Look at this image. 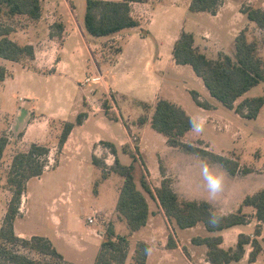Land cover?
Listing matches in <instances>:
<instances>
[{
	"label": "crops",
	"instance_id": "1",
	"mask_svg": "<svg viewBox=\"0 0 264 264\" xmlns=\"http://www.w3.org/2000/svg\"><path fill=\"white\" fill-rule=\"evenodd\" d=\"M190 2L191 0H188L182 5L179 0L133 1L131 2V15L139 20V25L125 28L102 38L90 34L85 27L86 9L81 15V8L86 5V0H42V16L29 27L18 28L10 35L13 40L21 44H32L35 57L26 61H12L0 56V64L4 65L8 71L6 78L0 82V119L10 120L9 130L13 133L23 131L24 140L31 137V140L35 142H43L46 138L47 141H50V138H54V143H56L62 132V124L72 121L71 119H75L79 113H86L83 122L76 124L71 130L59 152L57 163L53 167L45 169L42 175L31 178L25 192L27 195L30 182L33 179L44 183L48 180L51 188L57 187L60 191L61 195L55 201L53 209L55 212L53 214L56 226L55 235L41 236L48 237L57 250L69 261L84 264L90 255L88 252L91 247L100 249L103 236L99 234L105 231L103 220L99 221L102 217L105 218L104 221L111 222L116 230L115 219L119 217L116 207L123 180L113 194H108L105 197L101 196L98 187L100 182L104 184L114 173L109 171V168L114 164L116 157L122 162V151L130 155L131 133L134 132V126L122 121L123 133L118 132L113 121L118 122L122 119L109 117L103 107L93 110L91 99L98 100L99 95L104 94L107 97L111 93L120 114H122L123 100L133 106H143V102L149 105L148 108L145 107L149 110L148 120L144 123L139 121L142 128H140L141 131H136L139 134L138 147L143 151L144 157L147 155L144 127L148 125L152 127L150 119L154 106L160 98L177 103L192 118L196 119L182 97L185 90L188 92L197 91L199 98L210 105V107H204L198 104L200 114H202L201 119L206 121L217 115L216 111L219 105L212 100L213 96L210 92L208 94L205 90L207 87L202 78L189 72L190 64L177 63L173 50L180 34L187 31L194 34L195 46L207 56L208 53H214L217 50L219 54L227 53L221 40L217 38L218 34L215 30L193 19L196 13L208 12L210 19H213L210 22L220 26L222 13L228 7L232 8L233 6H231V1L223 0L217 13L213 14L209 11H192ZM248 5L260 6L264 9V1ZM241 15L247 14L240 8L238 16ZM256 33H264V28L259 27ZM110 44H118L119 47L113 51L109 47ZM263 46L264 42H260L259 52ZM184 75H189L199 83L200 89L191 87L189 81L184 79ZM29 76L38 77L43 81L46 93L44 103L37 100L40 90L34 86L26 85V78ZM87 76L93 79L84 83ZM243 99L245 98L242 95L236 103ZM138 116L140 117V113ZM225 129L229 130L230 125ZM191 131L192 129L185 134L183 141L191 144L194 149L168 145L178 149L177 151L181 150L179 152L185 157L192 158H184L172 163L167 162L168 169L165 174L150 167L145 157L146 162L144 163H146L152 179V181L148 180L151 188L154 191L161 186L165 178H171L173 187L181 199L209 201V193L204 186L200 171L201 164L207 161L210 166L225 176L224 190L211 204L217 210L222 209L223 214L242 209L244 213L248 214L249 220L247 223L237 224L219 231H209L206 228L207 235L194 234L184 237L175 230L176 246L172 248L166 247L165 242L159 246L151 240L148 242L150 249L147 264H160V262L163 264L166 261L165 253L171 250L180 253L188 264H214L207 258V245L196 244L193 242V238L221 235L223 237L221 246L228 249L236 246L241 233L250 236L251 240L258 238L261 241L262 251L257 259L250 264H264V223H261L257 218L254 206L243 205V200L247 195L254 194L264 187V173L255 168L256 164L240 161L239 155L234 158L230 152L214 153L210 144L202 137H189ZM200 140L204 145L198 142ZM104 142L113 143L116 147V154ZM213 154L236 160L239 163L237 172L231 173L222 162L213 157ZM101 155H104V159L106 158L108 165L106 168L98 166L94 162V157L101 160ZM245 169L248 171H244ZM169 171L175 173V175L172 174L174 178L169 175ZM61 182H66L68 188H60ZM139 187L141 188V186ZM146 196L151 214L144 227L148 226L150 221L157 218L158 215H164L169 219L157 197H152L148 193ZM23 200L25 201V199ZM87 202H93V204L86 206ZM60 210H62L60 214H64L65 219L56 213ZM85 211L87 214H84ZM95 211L100 213L101 218L90 224L87 218ZM200 223L203 222H198L195 226L187 228L196 227L197 230L199 228L203 230ZM259 224H261V233L257 235L255 230ZM251 225H253L252 231H245L244 226ZM204 227H206L205 224ZM20 234L40 235L25 232ZM252 249L253 244L250 241L246 244L244 257L231 264H247Z\"/></svg>",
	"mask_w": 264,
	"mask_h": 264
},
{
	"label": "trees",
	"instance_id": "2",
	"mask_svg": "<svg viewBox=\"0 0 264 264\" xmlns=\"http://www.w3.org/2000/svg\"><path fill=\"white\" fill-rule=\"evenodd\" d=\"M138 0H86L84 23L87 31L95 36H107L117 33L125 28L136 27L139 20L131 15V2ZM222 1V0H221ZM220 0H191L192 11H209L216 14ZM241 11L246 13L250 20L255 21L259 27L264 28V9L256 5L243 6ZM42 0H0V56L12 61H26L35 57L32 44H21L13 40L10 35L18 28H27L42 16ZM260 41L257 38L249 40L246 30L237 37L234 56L221 53L219 58L208 57L195 46L194 34L183 31L177 39L173 54L179 64H190L195 73L200 76L210 94L221 101L225 106L234 109L243 117L256 118L264 105V96L245 98L236 103L237 99L244 95L252 87L264 83V56L259 52ZM8 74L7 68L0 64V82ZM194 100L200 106L210 107L208 103L199 98L197 91H192ZM107 109L110 106L104 103ZM143 106L149 105L143 102ZM107 114L111 118L116 116ZM86 113H79L76 121L63 123L59 137V151L66 142L71 130L76 124H81ZM142 123L148 120V115H142ZM193 119L177 103L160 98L155 106L150 119L151 126L167 138L171 146H180L186 149H194L191 144L183 141L185 134L191 130L190 120ZM9 137L0 134V161L3 159ZM115 154L116 147L111 142H104ZM51 148L48 145L34 142L27 150L17 151L11 160L7 175V183L12 193L5 213L3 224L0 228V257L8 260L10 264H78L64 258L52 241L41 235H33L30 238L19 236L14 229V223L19 216L22 197L27 191L28 181L44 173L49 163ZM133 157L130 164L122 163L117 157L109 171L123 177L120 194L117 201V211L127 222L131 231H137L144 227L149 220L151 211L146 196L157 197L165 214L170 219H175L178 226L187 228L203 222L209 231H219L225 228L247 223L248 214L242 209L229 214H223L219 222H208L210 205L206 200L181 199L173 187L172 180L165 178L160 187L154 191L146 176L140 178V184L135 177L136 157L134 152L129 151ZM213 157L225 165L231 172L236 173L239 163L226 156L215 155ZM98 166H105L104 161L94 157ZM244 171H248L245 169ZM107 172H104L106 176ZM146 192V193H145ZM243 205H252L256 208V216L264 223V187L258 192L247 195ZM256 234L261 233V224L256 227ZM221 235L196 236L193 242L205 244L208 247L207 258L214 264H231L240 261L246 253V244L250 241L253 249L250 252L247 264L255 261L262 251V243L258 238L251 240L250 236L241 233L236 246L228 249L223 248ZM20 243L33 252L42 255L32 257L20 252L10 244ZM168 247H175L176 242L169 236ZM129 240L126 235L117 233L111 223L102 240L99 252L94 264H125L128 257ZM150 244L141 241L135 250V264H147Z\"/></svg>",
	"mask_w": 264,
	"mask_h": 264
},
{
	"label": "rangeland",
	"instance_id": "3",
	"mask_svg": "<svg viewBox=\"0 0 264 264\" xmlns=\"http://www.w3.org/2000/svg\"><path fill=\"white\" fill-rule=\"evenodd\" d=\"M188 0H179V2L184 5ZM221 1V0H220ZM230 3L233 6L232 8L228 7L223 13L221 18L220 26H216L210 22L213 21V19H210V15L208 12L205 13H196L194 15V21L202 22L203 24L212 27L215 32L218 34L216 35L217 38L221 40V43L223 44L224 49L226 50L227 54H230L234 56L235 54V43H236V37L239 33H241L243 30H246L247 38L249 40H252L254 38H257L260 42H264V33L257 34V30L259 29L258 24L255 21L250 20V18L247 15H241L238 16L240 8L243 6H248V4H252L253 2H262L264 0H252V1H246V0H229ZM223 0L221 1V3ZM230 6V5H229ZM236 7V10H235ZM86 5L84 8H81V15H83V10L85 11ZM189 12V11H188ZM102 38H106V36H100ZM109 47L113 49V51L118 49V44H110ZM262 56H264V46L260 52ZM208 56L210 58L217 59L219 58L220 54L219 51H215L214 53H208ZM189 67V72L193 73L194 76H197L195 71L192 69L191 66ZM184 79L189 81V84L191 87H194L195 89H200L199 83L194 81L189 75H184ZM26 85H31L36 87L38 90H40V95L37 96V100L40 103H44L46 99V93L45 88L43 87V81L39 79L38 77L32 78L27 77L26 78ZM28 83V84H27ZM207 93L209 92L208 89H205ZM99 93H101L99 91ZM209 94V93H208ZM264 96V83H260L254 87H252L250 90H248L244 95L243 98H249L254 96ZM210 96V95H209ZM212 100L217 103L218 110L216 111V116H213L211 119L214 120H206L204 121V130L202 133H196L194 130H192L189 133V137H202L205 139L207 143L210 144L212 149L214 150V153H221L226 152L234 158L238 157L240 158V161H244L248 164H256L259 167H255L258 171L264 173V106L262 107L259 115L256 118H247L242 117L238 115L234 110L226 107L221 101L216 99L215 97H211ZM183 101H185V104L187 105V108L189 111L195 115L196 120L201 119L200 111H199V105L195 102L192 92H188L185 90V94L182 97ZM99 100L102 103L103 110L107 113V111L116 116L119 119L118 122L113 121L116 130L118 132L123 133V127L121 125V121L125 122L126 124L130 126H134L133 130L134 132L131 133V140L132 144L129 145L132 152H134L136 161L135 164V177L137 182L140 184V178L144 174L146 176L147 181H152L147 165L145 161L148 162L150 167H154L159 171L160 173L165 174L168 169L167 162L172 163L174 161H180L184 158H192V157H185L181 152V150L177 151L178 149H174L173 147H169L166 137L154 130L150 125L144 127V141L145 144H147L146 147V153L147 155L144 157V154L142 150L138 147V141H139V134L136 133V131L140 130L142 128L141 125H139V121L142 115H148L149 110H147L144 106L140 105H130L129 102L123 100V103L121 104V113H119L116 109H110L111 108V101L109 100V97H105L104 94L99 95ZM122 102V99H120ZM126 102V103H124ZM240 102V101H238ZM104 103H107L109 109L106 108ZM207 103V102H206ZM140 113V117L138 116ZM77 117L74 119H71L72 121H76ZM228 124V125H227ZM230 125V129L226 130L225 127ZM63 127V124H62ZM10 128V120L9 119H0V134L4 133L9 137V144L7 145L6 152L3 156V159L0 161V228L3 224V219L5 216V213L7 211L8 203L11 198V191L9 188V185L7 183V175L8 170L10 167V163L12 160L13 155L19 151L20 149L27 150L32 143L35 141L31 140V137L28 139H23V131L18 133H13ZM141 131V130H140ZM134 135L137 136L136 139H134ZM59 137L57 138L56 143H54V138H50V141H44L43 142H37L41 144L48 145L51 148V154L49 156V163L46 166V169L53 167L57 163V159L59 158ZM40 140V139H39ZM32 141V142H31ZM203 144V141H198ZM196 142V143H198ZM54 143V144H53ZM27 147V148H26ZM145 149V147H144ZM145 153V152H144ZM122 162L126 164H130L133 162V158L129 154L121 152ZM164 159H163V158ZM105 160L104 164L105 166H108L106 163V158L104 159V155H101V160ZM246 165V164H244ZM253 167L255 165H252ZM104 167V166H103ZM106 168V167H104ZM106 172V170H105ZM170 176L172 174L175 175L174 172L169 171ZM174 178V176L172 175ZM139 179V181H138ZM171 179V178H170ZM123 177L119 174L113 173L111 174V177L108 178L107 181L104 182V184H101L98 187V190L101 191V196L105 197L108 194H113L115 192V189H118V186L122 182ZM172 180V179H171ZM50 182L48 180L40 181L38 179H33L30 182L29 189L27 192V195L24 193L22 197V203L20 205L19 210V217L16 219V222L14 223V229L15 232L21 236V237H28L30 238L32 235H21V232L25 233H35L40 235H55L56 226L54 224V218L53 212L54 209V203L56 200H58V197L61 195L60 191H58L57 187L51 188ZM45 186V188H44ZM60 188L67 189V183L61 182L59 184ZM142 188V186H141ZM26 195V196H25ZM56 198V199H54ZM25 199V201L23 200ZM93 202H87L86 206L92 205ZM58 215H61L63 219H65L64 214L62 213V210L60 212H56ZM84 214H87L85 211ZM101 218V216H98ZM116 218V217H115ZM119 218V219H118ZM116 220V230L118 233L122 235H126L129 240V248H128V257L126 259L125 264H135L134 256H135V250L138 246V243L141 241L149 242L153 240L156 244H159L161 246L163 242L166 243V247H168V239L169 236H172L174 238V234H176L175 230H177V233L186 236H191L194 234L199 235H207L208 230L206 227H204L203 223H200V226H203V230L199 228H181L178 226L176 221L173 219L166 218L164 215L157 216V218H154L150 221V224L146 227H143L140 231H135L134 233L130 230V228L127 225V222L124 218H122L120 215ZM105 224V231L103 236V240L106 236V231L111 224L109 221H104L105 218L102 217L101 220ZM253 225L251 226H244L245 231H252ZM154 229V230H153ZM1 242V239H0ZM62 243V242H61ZM10 244V243H9ZM10 246H14L15 249L20 250L22 253H26L32 257H41L42 255H39L32 250H30L27 247H24L20 243L16 244H10ZM59 248V245L57 246ZM62 247V244H61ZM99 252V248L97 247L93 248L91 247V250L88 252L90 255L88 256L87 260L84 262V264H94L96 261L97 254ZM96 253V254H95ZM165 259L166 261L163 264H188L184 261L182 255L180 253H177V251L171 250L167 251L165 253ZM263 259V258H262ZM68 260V259H66ZM0 264H10V262L4 258L0 257ZM161 264V262H160Z\"/></svg>",
	"mask_w": 264,
	"mask_h": 264
},
{
	"label": "clouds",
	"instance_id": "4",
	"mask_svg": "<svg viewBox=\"0 0 264 264\" xmlns=\"http://www.w3.org/2000/svg\"><path fill=\"white\" fill-rule=\"evenodd\" d=\"M191 128L196 133H202L204 130V121L200 119L199 121L196 119L190 120ZM201 176L204 181V186L209 193V201L208 203L211 205V202L214 201L219 194H221L224 190L225 186V176L216 171L212 166L209 165L207 161L201 164ZM223 216V210H217L214 205H212L208 211V222L210 224H215L219 222V220Z\"/></svg>",
	"mask_w": 264,
	"mask_h": 264
},
{
	"label": "built area",
	"instance_id": "5",
	"mask_svg": "<svg viewBox=\"0 0 264 264\" xmlns=\"http://www.w3.org/2000/svg\"><path fill=\"white\" fill-rule=\"evenodd\" d=\"M93 78L92 77H90V76H87L86 78H85V80H84V83H88V82H90V80H92ZM108 97H109V100L111 101V108L110 109H116L117 110V108H116V105H115V103H114V101H113V97H112V94L111 93H109V95H108ZM91 105H92V108H93V110H96V109H100L101 107H102V103L100 102V100L98 99H91ZM137 138V136L136 135H134V139H136ZM100 215V213L98 212V211H95L91 216H89L87 219H88V223H90V224H93V223H95L98 219H99V216ZM104 234V232H101L99 235L100 236H102Z\"/></svg>",
	"mask_w": 264,
	"mask_h": 264
}]
</instances>
